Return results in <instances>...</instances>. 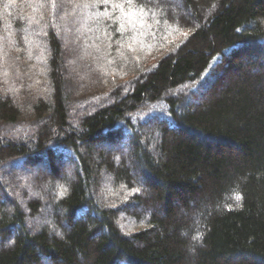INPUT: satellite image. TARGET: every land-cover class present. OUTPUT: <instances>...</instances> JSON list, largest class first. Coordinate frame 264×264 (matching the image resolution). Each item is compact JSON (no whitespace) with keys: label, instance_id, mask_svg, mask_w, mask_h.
Returning <instances> with one entry per match:
<instances>
[{"label":"trees","instance_id":"trees-1","mask_svg":"<svg viewBox=\"0 0 264 264\" xmlns=\"http://www.w3.org/2000/svg\"><path fill=\"white\" fill-rule=\"evenodd\" d=\"M56 3L0 0V264H264V0Z\"/></svg>","mask_w":264,"mask_h":264},{"label":"snow or ice","instance_id":"snow-or-ice-1","mask_svg":"<svg viewBox=\"0 0 264 264\" xmlns=\"http://www.w3.org/2000/svg\"><path fill=\"white\" fill-rule=\"evenodd\" d=\"M100 2L104 3V4H108V3L112 2V0H100ZM129 2H131V0H129ZM52 6L54 9L58 7L56 0H52ZM86 6H90V5H86ZM117 6H119V5H117ZM97 15H99V14H97ZM93 18H95V17H93ZM237 199H239V197H237Z\"/></svg>","mask_w":264,"mask_h":264},{"label":"rangeland","instance_id":"rangeland-1","mask_svg":"<svg viewBox=\"0 0 264 264\" xmlns=\"http://www.w3.org/2000/svg\"><path fill=\"white\" fill-rule=\"evenodd\" d=\"M63 32H65V31H64V28H63ZM25 187H26V186H24L23 188H25Z\"/></svg>","mask_w":264,"mask_h":264}]
</instances>
